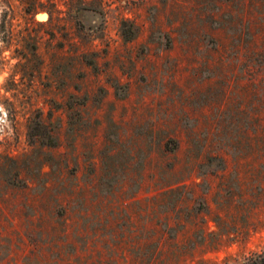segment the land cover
I'll return each instance as SVG.
<instances>
[{"label":"rangeland","instance_id":"374dc122","mask_svg":"<svg viewBox=\"0 0 264 264\" xmlns=\"http://www.w3.org/2000/svg\"><path fill=\"white\" fill-rule=\"evenodd\" d=\"M264 260V0H0V264Z\"/></svg>","mask_w":264,"mask_h":264},{"label":"trees","instance_id":"16d2710c","mask_svg":"<svg viewBox=\"0 0 264 264\" xmlns=\"http://www.w3.org/2000/svg\"><path fill=\"white\" fill-rule=\"evenodd\" d=\"M252 264H264V260L262 259V260H260V261H255V262H253Z\"/></svg>","mask_w":264,"mask_h":264}]
</instances>
